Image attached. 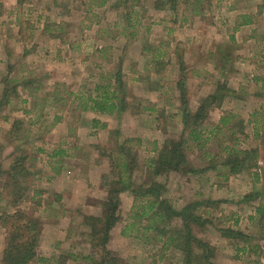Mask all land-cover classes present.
<instances>
[{"label": "rangeland", "instance_id": "374dc122", "mask_svg": "<svg viewBox=\"0 0 264 264\" xmlns=\"http://www.w3.org/2000/svg\"><path fill=\"white\" fill-rule=\"evenodd\" d=\"M101 1L104 4L99 6ZM121 1L28 0L18 5L16 0H0V95L5 87H16L9 103L0 106V264L7 238L3 221L17 210L40 221L41 236L31 264H97L102 254L89 245L90 228L85 218L101 215L107 189L121 170L111 168L108 155L123 158L115 154V145L132 138L140 140V145H126L133 148L136 161L125 176L137 187L154 182L163 185L165 197L176 209L191 202L201 204L198 215L205 224L193 234L212 250L209 263L264 264V217L247 219L250 209L261 197L264 199V90L259 89L264 86V68L259 65L258 75L254 61L249 59L247 51L258 48L229 38L236 24L244 22L263 0H207L203 16H193L182 0L177 1L175 11L170 5L156 9L157 0ZM224 12H233L235 17H225ZM258 16L263 19L262 10ZM178 60L186 75L185 99L191 112L210 94L222 101L198 126L208 140L204 148L190 145L187 153L196 170L213 168L195 176L168 172L153 178L147 167L153 157L143 149L151 140L139 137V117L148 124L151 118L145 120L146 112L140 109L150 108L155 101L157 114L162 111L156 124L166 131L164 141L181 137ZM117 73L120 81L115 85ZM254 75L259 78L257 82ZM106 86L108 93L116 91L115 103L118 107L122 104L124 112L102 116L80 109L87 97L102 93ZM142 86H153L155 93L142 90ZM229 115L234 118L222 130L225 136H211L219 120ZM105 119L110 130L97 128ZM18 122L22 124L16 130ZM236 125L243 127V135L230 137L228 130L234 127L237 132ZM236 138L239 140L234 143ZM225 146L241 151L256 149L257 167L225 179L227 168L220 165L227 157ZM51 151L65 153L51 159ZM17 158H24L27 173L16 176L24 192L13 205L6 172ZM50 177L54 180L48 181ZM126 193L128 201L123 200L121 222L111 238L113 248L107 247L114 264H185L181 251L172 246L163 249L166 236L161 232L172 235L179 222L164 221L160 233L146 230L145 219L138 217L139 202ZM247 194L253 199L240 207L225 201ZM54 202L56 208L52 210ZM117 214L119 217V208ZM55 215L53 226L48 218ZM227 228L247 236L248 245L258 247L257 253L237 252L247 245L221 237L219 230ZM60 233L68 239L55 257L43 258ZM71 256L77 259L71 262ZM83 257L87 260H81ZM190 264L204 261L191 258Z\"/></svg>", "mask_w": 264, "mask_h": 264}, {"label": "trees", "instance_id": "16d2710c", "mask_svg": "<svg viewBox=\"0 0 264 264\" xmlns=\"http://www.w3.org/2000/svg\"><path fill=\"white\" fill-rule=\"evenodd\" d=\"M16 1L18 5H22L28 0ZM177 1L179 0H157L155 8L162 10L165 6L170 5L171 9L175 11L174 7ZM182 1L190 7L189 11L193 16L205 15L208 3L207 0ZM120 2L122 1L118 0V3ZM103 4L104 1H101L99 6H102ZM115 7H117V4ZM183 21H185V19H182V22ZM241 23H243V21ZM235 29L236 28H234L233 31H235ZM231 40H233V38H231ZM149 49L152 50L151 52L154 51L151 48ZM145 50L148 51L147 48ZM155 61L154 57L153 62ZM178 63L180 74L176 88L179 92L180 107L178 108L177 117H179L180 122L182 123V134L181 137L176 140L167 138L160 151L157 152L156 158L151 160L147 166L149 168L148 173L153 178L165 173L167 174L168 172L178 173L182 176H195L198 175V173L202 174L206 172L207 169L213 168L211 167L213 165H211L209 166L210 168L207 167L204 170H196L192 165H190L187 153L191 150L190 145H194V147L199 149L204 148V145L208 140L204 139L198 126L200 127V125L208 119L210 109L213 107H220L222 101L221 99H217L215 94H210L202 100L201 104L194 112H191L185 99L186 75L184 74V68L181 66V61L178 60ZM113 80L115 85L119 83L120 77L118 73L115 74ZM15 88L16 87L9 89L8 87H5L1 91L0 106L9 103V96L15 95L16 93ZM107 88L108 86L104 88L105 90L102 93H99L94 97H87L85 104L80 109L84 112L89 111L106 115H112L115 111L118 113L124 112V106L121 104V107H118V104L115 103L118 99L116 91H113L110 94L106 91ZM121 102H123V100H121ZM233 118V115L222 117L219 120L218 125L215 126L213 131L209 134L211 136L214 134V136L217 137V135L221 134L225 127H228L229 124H231ZM92 123L95 124L96 122L92 121ZM15 124L16 122L14 125ZM21 124L22 122H18L16 130L20 128ZM236 126L239 128L238 130L236 128L237 132L234 131V127L228 130L230 137H234L237 133L239 136L243 135V127L241 125ZM221 135L225 136V134ZM238 140L239 139L236 138L233 141L235 143ZM126 145H140V140L136 138L125 139L122 143L115 145V154L117 153L120 156H123V158L116 160L114 157L115 155L113 156V153H110L108 155V159L112 169H116V172L121 169L118 172V179L107 189L106 198L101 203V215L99 217L89 216L85 218L87 221L86 223L90 228L88 235L89 245L93 250L102 254L101 260L96 263L114 264V256L107 249V244L110 239V231L119 221L117 214L120 205L119 195L121 193L128 192L132 195L134 202H139V205L137 206L139 210L138 217L139 219H145L147 224L146 230H153L158 233L161 229L160 225H163L162 223L164 221L169 222L171 220H175L179 222V228L174 230L172 235L168 231L161 232L162 235L166 236V241L163 243V249L168 248V246H172L181 251L185 255V264H190L191 258L192 260L202 259L204 264H211L209 263V260L212 257V250L205 242L195 238V235L193 234L194 229L202 228V225L205 224L202 216L198 215L201 204L198 202H191L180 209H176L165 197L167 190L163 185L154 182L151 185L144 184L139 187L133 186L130 182V177L125 176V173L132 172L136 161L133 156L136 153L133 148H127ZM224 152H226L227 157H223L220 165L223 169L227 168V173L223 175L225 179L228 175H239L243 171L252 170L257 167L259 156L256 149L241 151L237 150L235 146H225ZM60 154H62L61 151L57 152V155ZM23 161L24 158H17L15 163H11L8 171L6 172L7 179L10 182L6 183V188L10 187L11 189L8 197L10 201L12 200L13 205H16L23 197L21 193L24 191L20 185L18 186L16 178L17 175H26L27 173L26 169L23 167ZM257 198L258 195L255 196V199ZM251 199H253L252 195L247 194L242 196L239 201L233 200V202L246 205ZM263 200V197H261V200L259 199L257 206L255 207L256 215L260 220H262L260 217H264ZM230 203H232V201ZM3 224L7 228V238L2 252V263L31 264L36 259V249L41 236V225L39 219L28 216L23 211L17 210L13 214L6 216ZM219 232L223 238L236 240L244 245H247V248H238L237 252L246 251L254 255L257 253L258 247L248 245L249 238L242 234V232L230 228L221 229ZM71 257L73 260L77 259V257Z\"/></svg>", "mask_w": 264, "mask_h": 264}, {"label": "crops", "instance_id": "0c3cea01", "mask_svg": "<svg viewBox=\"0 0 264 264\" xmlns=\"http://www.w3.org/2000/svg\"><path fill=\"white\" fill-rule=\"evenodd\" d=\"M224 1H229V0H224ZM4 7L5 6L3 5V8ZM253 10H254L253 12L250 11L248 13L245 22L238 23V24H236V26L234 24L236 29H235V31H233V32H231L229 34L230 35L229 38L230 39L233 38V40L235 42H237V43L242 42V44H245V45L247 44V45H249L250 48H253V47L258 48L257 51H253V50L250 49V51H247V52H248L249 57H250L249 59L254 61L253 66H256L254 68L255 71H257L259 73L258 75H260V67H259V65L263 64V68H264V62H259L262 59H264V56L262 55V54H264V49H263L264 48V0H263V2H261L260 6L254 7ZM261 10H262L263 19H260L259 16H258L260 14ZM226 11H228V9H226ZM224 13H225V17H227V14L230 17L231 16L235 17V16L231 15V14H233V12L232 13L228 12L227 14H226V12H224ZM237 17L242 18V15L241 16H237ZM244 28L247 29L246 33H244V31H243ZM257 59H261V60H257ZM0 64L2 65L3 61L0 62ZM255 75H257V74H255ZM263 78H262L261 81H263V83H264V79ZM258 79L259 78H257L255 76V78L253 80H255V82H257ZM140 81H141V79H140V72H139V83H140ZM253 86H254V89H257L256 88L257 85L255 83L253 84ZM259 89L264 90V86H260ZM142 90L152 91L153 93H155V89H154L153 86L152 87L151 86H142ZM151 102L154 103L153 106H151L150 108H147V106L146 107L143 106L140 110L146 112L147 116H146L145 120L148 119V118H151L150 124H154V125L151 126L150 124L146 123L144 120L141 119V116H140L139 117V132H140L139 137L140 138L141 137L142 138L146 137L145 139H150L151 140V141L149 140L150 141L149 144H145L146 146L144 145L143 149H144V152L150 154L153 157V159H155L156 155H157V152L160 151V149L162 148V145L164 143V134H165L166 131H164V129L162 127H160V126H158L156 124L157 120H160L161 116H159V115H160V113L162 111H160V113L157 114L159 112V106L157 104V107H158L157 108L156 104H155V101H151ZM154 106H155V108H154ZM87 112H89V111H87ZM90 113L93 114L94 112H90ZM94 114L102 115V116L106 115V114H101V113H94ZM106 116H108V115H106ZM143 118H144V115H143ZM100 123L101 124L97 128H102L103 127V129H104V127H105V130H110L111 129V125L109 124L107 119L101 120ZM97 130L98 129H93V131H97ZM142 130H143V132H142ZM149 136H150V138H149ZM57 152H59V151H51L50 153H48V156L51 159L61 158V157H63V155L65 153L64 151H61L62 154L57 155ZM55 163L59 164V162H55ZM52 170H55V169H52ZM234 179H235V177H234ZM53 180H54L53 177L48 178V181H53ZM127 195L128 194L126 192L121 193L119 195V198H120L119 221L115 224V226L110 231V239L109 240H111V241H109V243L107 245L109 250H111L113 248V244H112V239L111 238L116 236L115 235V229L121 222L120 210H121V207L123 205V200L128 201V199L126 198ZM58 196L61 197L60 194H58ZM235 197H238V196H235ZM235 197L234 198H230V199H226L225 201L227 203H230L231 201L233 202V200H238L239 199V197L238 198H235ZM131 203H132V201H131ZM131 203H130V208L132 207ZM55 204H56L55 202L51 204V209L52 210H54L56 208ZM237 206L240 207V204H238ZM59 208H60V206H59ZM130 211H131V209L129 210V213H130ZM44 213L46 214L45 211H44ZM88 214L91 215L90 212ZM248 214H249V216L247 217L248 220L250 219V220H255L256 221L259 218L256 215L255 206H253V208L250 209V212ZM61 216H62V214H61ZM57 217H58V215L50 216L48 218V220L51 222V224H53V226L56 223ZM64 219L65 218H63L62 220H64ZM62 220H61V222H62ZM123 230H124V228L123 229L121 228V230L119 232L120 236L123 234ZM61 235H62V233H60L59 237L56 238V240L53 242V246L50 245V247L52 248L51 251H49L46 254L47 256L44 255L43 258H47L50 255L52 257H55V254H57L55 252H57L58 249H60L63 246V244L65 242V239H68L67 236L64 237V236H61ZM42 242H43V240H42ZM86 258L87 257H83V258H81V260L85 261V260H87ZM43 262H45V261H43ZM46 262H47V260H46ZM71 262H74V260L72 259ZM75 263H78V262H75Z\"/></svg>", "mask_w": 264, "mask_h": 264}]
</instances>
